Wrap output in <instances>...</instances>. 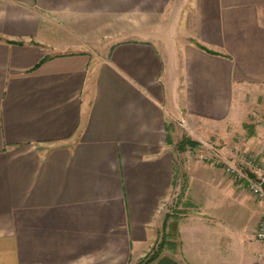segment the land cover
I'll return each instance as SVG.
<instances>
[{
	"label": "crops",
	"instance_id": "0c3cea01",
	"mask_svg": "<svg viewBox=\"0 0 264 264\" xmlns=\"http://www.w3.org/2000/svg\"><path fill=\"white\" fill-rule=\"evenodd\" d=\"M250 111L264 0H0V264H133L176 208L179 264H264L263 203L192 178L182 211L168 142Z\"/></svg>",
	"mask_w": 264,
	"mask_h": 264
},
{
	"label": "rangeland",
	"instance_id": "374dc122",
	"mask_svg": "<svg viewBox=\"0 0 264 264\" xmlns=\"http://www.w3.org/2000/svg\"><path fill=\"white\" fill-rule=\"evenodd\" d=\"M262 120L258 122L250 111L248 114L245 113L243 119L230 124L225 134H222L223 136L216 133L213 137L203 138L202 141L201 137L192 133L181 119L169 121V143L177 155L176 180H180L176 181L178 190L175 191V194L179 193L180 195L178 207L182 211L191 208L188 203L182 200L185 188L184 180L192 178V180H233L238 183L226 172L224 161L232 160L233 156L242 149L260 151L264 148V123ZM189 140H194L198 144L192 146L189 144ZM177 210V208L171 209L172 213L166 215L164 229L162 233L160 232L157 242L133 264H157L165 257L175 259L179 251V239L172 215H175ZM239 216V213H235L228 218L227 225L234 228V233H236V227L243 226ZM234 235V242H240L241 233Z\"/></svg>",
	"mask_w": 264,
	"mask_h": 264
},
{
	"label": "built area",
	"instance_id": "2783aa9c",
	"mask_svg": "<svg viewBox=\"0 0 264 264\" xmlns=\"http://www.w3.org/2000/svg\"><path fill=\"white\" fill-rule=\"evenodd\" d=\"M224 162L226 172L236 182L246 186L250 193L263 203V212L255 231V238L264 243V148L260 151L242 149L232 160Z\"/></svg>",
	"mask_w": 264,
	"mask_h": 264
},
{
	"label": "trees",
	"instance_id": "16d2710c",
	"mask_svg": "<svg viewBox=\"0 0 264 264\" xmlns=\"http://www.w3.org/2000/svg\"><path fill=\"white\" fill-rule=\"evenodd\" d=\"M22 44V43H21ZM168 142H170L169 137H168ZM189 144H191L192 146L197 145L198 143L194 140H189L188 141ZM157 264H179L176 260H174L173 258H169V257H165L162 258Z\"/></svg>",
	"mask_w": 264,
	"mask_h": 264
}]
</instances>
